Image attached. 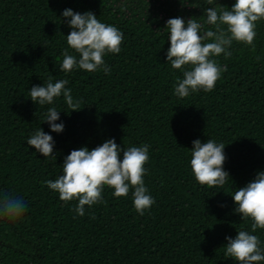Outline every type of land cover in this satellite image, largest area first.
Returning <instances> with one entry per match:
<instances>
[{
  "label": "trees",
  "instance_id": "obj_1",
  "mask_svg": "<svg viewBox=\"0 0 264 264\" xmlns=\"http://www.w3.org/2000/svg\"><path fill=\"white\" fill-rule=\"evenodd\" d=\"M229 9L235 0H218ZM204 0H0V190L22 197L27 212L16 222L0 221V264H237L225 256L226 237L251 232V221L235 213L230 195L264 171V21L257 23L255 52L233 42L231 57L212 92L175 94L183 73L167 63L170 18H199ZM92 12L124 36L119 54L104 57L110 73L62 72L66 36L62 13ZM203 31V30H202ZM259 57V60H257ZM67 80L79 112L63 96L36 106L33 86ZM60 113V134L44 123L49 107ZM64 111V112H63ZM67 112V113H65ZM42 127L55 142L52 158L27 145ZM114 139L124 148L149 146L144 176L155 200L140 216L131 191L117 198L105 188L104 203L65 204L45 181L63 174L72 150H89ZM225 145L222 188L198 184L192 175L193 141ZM121 160L123 152H121ZM264 264V261L260 262Z\"/></svg>",
  "mask_w": 264,
  "mask_h": 264
},
{
  "label": "clouds",
  "instance_id": "obj_2",
  "mask_svg": "<svg viewBox=\"0 0 264 264\" xmlns=\"http://www.w3.org/2000/svg\"><path fill=\"white\" fill-rule=\"evenodd\" d=\"M204 2L214 5L202 8L203 17H206L205 24L209 28L205 29L204 24L195 17L187 21L181 17L170 18L163 28L169 33L167 63L171 64L172 69L183 73V79H178L175 87V94L179 98L200 91H214L222 73L227 71V65L221 66L217 58L221 55L225 59L231 57L229 49L233 42L243 44L255 52L257 23L264 21V0H235L230 9L222 6L218 0ZM61 20L62 23L67 22L71 29L66 41L73 52L64 50L60 70L69 73L78 68L87 72L102 70L109 74L111 70L105 64L104 57L121 52L123 33L115 26L100 22L92 12L81 14L65 9ZM67 84V80L54 83L50 80L46 85L33 86L29 99L36 106H44L54 105L63 96L70 113L82 111L78 110L79 102L74 101L71 90L66 88ZM61 112L55 106L48 108L44 123L49 125L51 132L60 134L64 131V124L57 123ZM27 145L44 158L56 160L53 137L45 133L42 127L28 138ZM224 149L223 143L218 144L211 139L204 143L199 139L193 141L190 166L198 184L208 188H222L231 179L224 170ZM148 152V145L125 150L114 139L92 150L81 147L65 157L63 174L55 181H45V184L57 192L65 204L78 201L75 212L81 217L85 215L86 206L91 208L105 202V188L113 189V195L117 198H126L131 191L134 209L143 216L155 203L144 181ZM230 196L235 204V213L241 220L251 221V232L264 230V171L258 172L253 181L235 189ZM26 212L27 203L22 197L0 190V221L14 223ZM225 239V256L237 264H260L264 261V248L257 235L239 230L235 238Z\"/></svg>",
  "mask_w": 264,
  "mask_h": 264
}]
</instances>
